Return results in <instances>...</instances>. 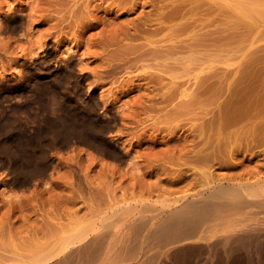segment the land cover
<instances>
[{
    "label": "rangeland",
    "instance_id": "1",
    "mask_svg": "<svg viewBox=\"0 0 264 264\" xmlns=\"http://www.w3.org/2000/svg\"><path fill=\"white\" fill-rule=\"evenodd\" d=\"M127 1L120 7L118 0H0L1 256L35 251L52 238L54 228L48 227L86 221L112 196L122 201L194 189L199 168L226 179L264 176V0ZM176 8L183 12L173 20L178 38L196 45L195 57L204 53L209 62H222L216 76L215 66L209 69L213 74L202 94L192 74L175 67L178 80L187 79L194 94L189 109L174 118L171 108L179 97L165 105L145 96L164 88L169 76L159 83L137 78L141 69L121 58L145 38L121 32L129 28L132 34L130 20L136 16L144 20ZM167 33L162 26L154 37L165 39ZM62 61L70 68L67 79L53 70ZM87 88L97 97L110 91L106 109L117 115L107 138L125 153L121 161L76 138L51 141L48 126L58 115L68 120L79 115L77 101ZM38 160L46 165L41 173L14 180ZM12 166L17 170L10 172ZM106 241L90 243L72 262L95 264ZM119 245L132 253L115 254L116 264H139L146 254L137 239ZM257 259L252 264H263L264 253Z\"/></svg>",
    "mask_w": 264,
    "mask_h": 264
},
{
    "label": "bare ground",
    "instance_id": "2",
    "mask_svg": "<svg viewBox=\"0 0 264 264\" xmlns=\"http://www.w3.org/2000/svg\"><path fill=\"white\" fill-rule=\"evenodd\" d=\"M219 1L214 0L217 5L221 3ZM146 2L150 1L142 4ZM127 3V0H118L117 5L125 7ZM176 15L183 16V12L176 8L162 15L147 16L144 20L136 16L130 20L132 34L129 28L121 30L123 37L139 35L145 38L146 42H138L125 49V55L121 58H126L141 69V72L135 74L137 78L147 83H159L164 74L166 79L169 76L164 88L159 87L161 93L156 90L145 96L153 102L167 101L165 105L179 97V102L173 103L175 107L171 108L174 110V118L189 109L193 104L190 98L194 94L189 84H185L187 79L178 80L179 73L175 71L176 75L175 67L183 65L181 67L186 71L185 75L192 74L197 83V91L202 94L206 80L213 73L212 76H216L222 62L220 58L217 61L214 59L215 63L209 62V58L203 57L202 51L201 57L193 55L196 45L178 38L174 32L173 20ZM152 23H157V26L150 27ZM162 26L168 27L165 39L154 37ZM178 52H182V55L178 56ZM63 62L61 65L54 64L53 70L67 79L70 68ZM213 66L215 69L210 74L208 71ZM103 71L108 72L109 69ZM88 92L89 88L87 94L77 101L79 115L76 114L71 120L58 115L51 122L48 126L51 141L68 143L76 138L100 151L108 159L121 161L125 153L117 148L112 139L107 138L117 115L116 111L106 109V100L110 97L106 93L110 91H102L98 97ZM101 106L104 110L99 111ZM123 118L121 116L120 120ZM204 127L205 120L202 118L201 135L205 133ZM200 161H204V157ZM45 166L43 161L32 162L29 167L18 172L22 178L16 176L14 180L28 181L35 174L41 173ZM8 169L10 172L17 170L13 166ZM199 170L200 176L194 189L186 187L166 193L162 191L155 197L141 194L138 197L123 198L122 201L112 196L92 210L88 220L66 228L61 223L48 227L51 230L54 228L51 239L31 253L0 255V264H76L72 262L73 256L85 252L90 243L101 238L107 240L104 255L95 264H116L117 260H113L115 254L128 256L132 253L128 245H119L127 238L139 240L140 247L146 250L139 264H252L253 256L259 259L264 253V176L254 180H235L215 177L203 168Z\"/></svg>",
    "mask_w": 264,
    "mask_h": 264
}]
</instances>
